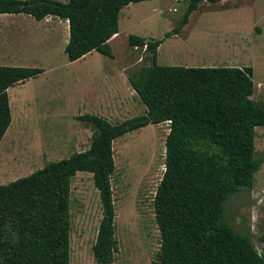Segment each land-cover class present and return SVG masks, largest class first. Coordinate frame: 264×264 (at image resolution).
<instances>
[{
  "label": "trees",
  "instance_id": "16d2710c",
  "mask_svg": "<svg viewBox=\"0 0 264 264\" xmlns=\"http://www.w3.org/2000/svg\"><path fill=\"white\" fill-rule=\"evenodd\" d=\"M146 1L153 0H0V15L57 17L69 23L70 62L93 52L114 59L109 41L119 34L121 11ZM187 1L182 23L165 39L179 34L201 3L225 0ZM165 39L129 36L132 48L147 46L150 54V63L129 77L146 107L143 115L116 125L96 115L78 116L92 131L88 150L0 186V264H71V187L79 172L92 174L102 204L94 260L113 264L119 252L114 143L169 121L165 172L154 199L161 236L155 264H264V250L258 252L251 233L241 235L225 220L227 200L252 190L263 164L255 157L264 107L252 99L253 69L161 66L158 49ZM43 73L38 67L0 66V145L12 123L8 90Z\"/></svg>",
  "mask_w": 264,
  "mask_h": 264
},
{
  "label": "rangeland",
  "instance_id": "374dc122",
  "mask_svg": "<svg viewBox=\"0 0 264 264\" xmlns=\"http://www.w3.org/2000/svg\"><path fill=\"white\" fill-rule=\"evenodd\" d=\"M67 3L69 0H56ZM129 21L121 12L122 37L117 61L93 52L70 62L65 48L51 57L40 47L21 43V32L33 31L36 21L17 15L14 45L0 48V66L38 67L44 73L9 89L12 123L0 145V186L32 175L52 162L89 149L92 131L78 115H104L111 108L114 88L150 63L149 52L131 47L123 50L128 35L163 40L180 26L187 0H153L131 4ZM126 10V9H125ZM121 50H120V49ZM22 59L11 63L4 58ZM161 66L252 68V99L264 107V0L203 2L189 26L177 38L166 40L158 62ZM117 67V68H116ZM118 67H127L120 72ZM126 110L110 114L121 124L141 116L146 107L127 81ZM103 118V117H102ZM169 124L149 125L114 143L116 173L112 180L116 238L119 252L113 264H155L161 247L154 199L165 172ZM257 159L263 161L252 190H244L225 203V220L238 233H251L258 252L264 250V127L255 129ZM71 264H96L93 247L103 217L99 192L92 174L79 172L72 181Z\"/></svg>",
  "mask_w": 264,
  "mask_h": 264
},
{
  "label": "crops",
  "instance_id": "0c3cea01",
  "mask_svg": "<svg viewBox=\"0 0 264 264\" xmlns=\"http://www.w3.org/2000/svg\"><path fill=\"white\" fill-rule=\"evenodd\" d=\"M142 3H145V2H142ZM129 6H131V5H129ZM129 6L125 7L121 12L122 13L125 12V17L130 21L131 17L133 15H132L131 11H127V9L130 8ZM15 15H17L19 17H23L26 21H30V19H34L33 17L26 15V14H13V15L1 14L0 15V48L14 45L13 35L15 33L13 32V29H12V26H14V25L9 23L8 21H9V19L14 18L11 16H15ZM34 20L36 21V24H34L35 27H37L36 29H34L33 31H28V33L24 32V31H20L21 33L19 35H21V40H20L21 43L28 44V46L40 47L42 52L47 54V57H51L52 54L58 48H65L66 49V46L68 45L69 38H70L69 23L67 21H63L57 17H47L41 21H37L36 19H34ZM190 21H191V17L189 19L188 24L182 29V31L179 34L173 35L170 38H177L178 36H180V34L182 32H184L186 30V28L189 26ZM119 30H120L119 34L114 36L109 41V43L112 47L114 56H115L114 59H112L113 61L118 60V56H117V53L115 50L119 46L117 44V42H119V39L122 37L120 21H119ZM129 36L130 35H128L126 37V40L125 39L123 40V45H120V48H121V46H123L122 47L123 50L121 51V54H125L126 48L131 47L129 45V41H128ZM139 37H142V36H139ZM142 38L150 40V38H148V37H142ZM170 38L165 39L164 43L159 47L157 62H159V60H160V52H161L166 40H168ZM132 49H134V48H132ZM9 57L10 56L4 58V60L9 61V62L14 63V64L22 62V59H18L17 57H14L12 59H10ZM7 67H19V66L13 65V66H7ZM189 68H197V67H189ZM118 69H120L121 74H122V72L125 73L127 71V67H118ZM127 81H129V80H124V81L120 80V82L118 83L119 87L118 86L113 87L115 93H114L113 100H112L113 102H112L111 107H110L111 109L109 111L103 113L104 115H100V116H102L103 118L108 119L110 121L111 120L110 114H113L115 112L116 113L120 112L121 110H126V108L128 107V101H127L126 92L122 89L121 85L126 89L127 88V85H126ZM78 116H81V115H78ZM166 136H168V133Z\"/></svg>",
  "mask_w": 264,
  "mask_h": 264
},
{
  "label": "built area",
  "instance_id": "2783aa9c",
  "mask_svg": "<svg viewBox=\"0 0 264 264\" xmlns=\"http://www.w3.org/2000/svg\"><path fill=\"white\" fill-rule=\"evenodd\" d=\"M134 49H135V50H140V49H142L143 52H147V46H145V47H143V48L134 47ZM166 123H168V124H169V127H170L171 122L169 121V122H166ZM169 130H170V129H169Z\"/></svg>",
  "mask_w": 264,
  "mask_h": 264
}]
</instances>
